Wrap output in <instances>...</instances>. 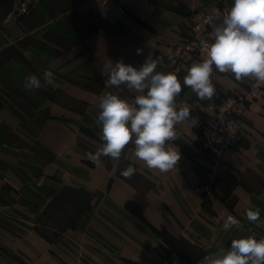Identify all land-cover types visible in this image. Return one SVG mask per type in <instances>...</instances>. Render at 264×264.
<instances>
[{
  "label": "crops",
  "instance_id": "1",
  "mask_svg": "<svg viewBox=\"0 0 264 264\" xmlns=\"http://www.w3.org/2000/svg\"><path fill=\"white\" fill-rule=\"evenodd\" d=\"M105 1L35 0L19 17L22 0H0V264H160L171 251L208 264L233 239L264 238L257 226L264 223V88L247 111L238 146L206 152L201 128L208 107L255 80L236 81L214 67L216 93L202 101L183 85L192 63L202 61L174 70L170 56L187 44L194 12L229 10L233 0H114L124 12L115 24L100 15ZM148 56L160 60L157 72L177 75L176 102L190 108L169 142L180 160L167 173L149 169L130 142L119 160L93 164L87 153L104 143L100 97L118 93L131 103L139 94L109 87L101 71L108 60L139 69ZM45 70L53 72V85L25 89L27 76L42 79ZM129 165L136 172L125 178ZM200 186L206 191L196 195ZM57 205L74 213L59 230L45 224ZM250 208L260 210L256 224L246 218ZM229 215L240 223L225 231Z\"/></svg>",
  "mask_w": 264,
  "mask_h": 264
},
{
  "label": "clouds",
  "instance_id": "2",
  "mask_svg": "<svg viewBox=\"0 0 264 264\" xmlns=\"http://www.w3.org/2000/svg\"><path fill=\"white\" fill-rule=\"evenodd\" d=\"M219 23L214 29V42L206 47V58L194 62L183 79L200 100H212L216 89L211 76L215 67L220 73H231L236 81L246 78L264 83V0H233L227 13L209 17ZM141 52L137 49V53ZM159 59L148 56L139 69L123 60L113 64L110 60L101 71L107 77L109 87L128 89L139 93L129 102L118 93H108L99 99L97 123L101 125V140L97 151L88 152L87 158L99 165L101 157L119 160L122 151L132 142L136 158L149 169L167 173L180 160L179 149L172 143L177 139L175 125L190 116V108L178 106L176 97L182 86L175 73L157 72ZM55 76L51 70L43 72L42 79L35 74L25 78L24 87L29 91L53 85ZM136 172L129 165L121 171L125 178ZM246 218L250 223L260 221V210L248 209ZM240 221L227 216L223 229L228 231ZM264 227V223L257 224ZM208 264H264V238L254 234L233 239L229 248H220L208 258Z\"/></svg>",
  "mask_w": 264,
  "mask_h": 264
},
{
  "label": "built area",
  "instance_id": "3",
  "mask_svg": "<svg viewBox=\"0 0 264 264\" xmlns=\"http://www.w3.org/2000/svg\"><path fill=\"white\" fill-rule=\"evenodd\" d=\"M35 0H22L16 13L23 17ZM226 8L203 9L193 13L192 25L188 32V42L184 46H176L171 49L170 56L174 64V70L186 67L193 61H202L206 58V47L214 42V29L219 20H210L209 17L219 13L221 16L227 13ZM102 19L110 23L119 22L124 12L114 0H106L101 8ZM264 88L263 84L253 81L249 85V92L245 95L231 93L223 96L219 103L209 106L202 120V147L206 152L219 154L224 150L238 146L243 136L244 118L247 111L259 97V92ZM205 187H197L196 195L205 193ZM160 264H190L177 251H171L165 255Z\"/></svg>",
  "mask_w": 264,
  "mask_h": 264
},
{
  "label": "rangeland",
  "instance_id": "4",
  "mask_svg": "<svg viewBox=\"0 0 264 264\" xmlns=\"http://www.w3.org/2000/svg\"><path fill=\"white\" fill-rule=\"evenodd\" d=\"M50 215L52 216L53 220H49L47 218L45 220L46 226L49 225L58 230L62 228H66V226H68L74 218L73 211H70L68 208H64L62 205H57V208L52 210ZM44 230L46 234H49L50 236L52 235V233H55V231H49L46 229Z\"/></svg>",
  "mask_w": 264,
  "mask_h": 264
},
{
  "label": "trees",
  "instance_id": "5",
  "mask_svg": "<svg viewBox=\"0 0 264 264\" xmlns=\"http://www.w3.org/2000/svg\"><path fill=\"white\" fill-rule=\"evenodd\" d=\"M249 92V87L248 88H246L245 90H239L238 92H236V93H240V94H243V95H245V94H247ZM232 93H234V92H232ZM229 94H231V93H229ZM66 191V190H65ZM64 191V195L66 194V192ZM88 196V195H87ZM69 198V197H68ZM92 198V196L91 195H89V199H91ZM137 209H135V211H136ZM136 212H138V213H140L139 211H136Z\"/></svg>",
  "mask_w": 264,
  "mask_h": 264
}]
</instances>
